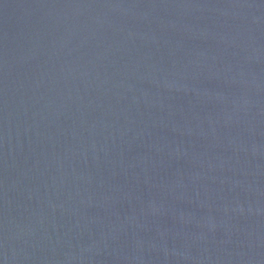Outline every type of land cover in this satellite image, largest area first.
<instances>
[{"label": "water", "instance_id": "obj_1", "mask_svg": "<svg viewBox=\"0 0 264 264\" xmlns=\"http://www.w3.org/2000/svg\"><path fill=\"white\" fill-rule=\"evenodd\" d=\"M0 264H264V0H0Z\"/></svg>", "mask_w": 264, "mask_h": 264}]
</instances>
